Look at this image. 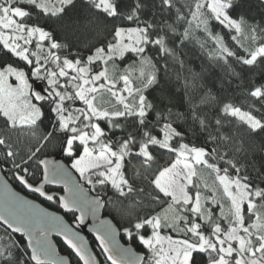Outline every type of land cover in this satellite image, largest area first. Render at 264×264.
<instances>
[{
	"label": "snow or ice",
	"instance_id": "snow-or-ice-1",
	"mask_svg": "<svg viewBox=\"0 0 264 264\" xmlns=\"http://www.w3.org/2000/svg\"><path fill=\"white\" fill-rule=\"evenodd\" d=\"M247 3L153 2L160 13L175 10L169 22L147 15L148 0H0V172L52 202L57 198L44 185L62 184L58 203L80 212V224L114 197L119 227L144 254L120 246L116 229L100 220L95 231L105 264H264V180L230 155L237 137L221 131L235 123L264 134V111L256 109L264 110V83L251 86L248 110L221 101L214 119L191 100L180 112L170 98L152 95L162 88L168 58H177L170 45L196 32L220 59L264 64V23L249 21ZM214 24L241 47L249 42L243 55ZM85 36L95 41L87 55L80 47ZM212 99L209 91L201 103ZM192 126L207 133L205 146L186 142ZM50 148L70 166L46 158ZM160 150L170 154L163 163ZM80 180L97 196L87 197ZM0 227L7 237H0V264H68L48 240L56 228L83 264H97L79 233L6 183ZM14 233L27 239L23 248Z\"/></svg>",
	"mask_w": 264,
	"mask_h": 264
},
{
	"label": "trees",
	"instance_id": "trees-1",
	"mask_svg": "<svg viewBox=\"0 0 264 264\" xmlns=\"http://www.w3.org/2000/svg\"><path fill=\"white\" fill-rule=\"evenodd\" d=\"M153 2L158 3V0H148L149 8L145 10L148 16H152L153 13H155L158 20L168 19L169 22H171V20L175 19V10H173L172 13H160L158 9L151 8ZM184 3H186V0H177V6L183 5ZM247 7L249 9L248 19L250 22L264 23V21L261 20L262 15H264V7H261V2L259 0H248ZM182 30L181 28V31ZM213 30L224 35L225 43H227L230 48L238 51L240 55L244 54V47L248 46V41H244V47H241L240 44L231 40L227 30L215 24L213 25ZM202 44L203 47H201ZM170 46L175 47L177 58L175 60L168 58L167 75L164 76L163 72L161 73L163 77L161 81L162 88L153 92L152 95L157 97L163 95L170 98L174 105L173 111L187 112L189 110V100H191L193 104L200 105L201 111L206 113L210 119H214V114L217 112L221 101L231 102L238 107H242L243 110H248L249 104L252 103L248 96L251 86H259L261 83H264V64L258 62L253 66H244L238 63L235 58H229L227 61L218 58L213 42L208 39L203 32H196L193 39L185 41L182 45L176 44ZM161 63H163V61H161ZM36 84L44 85L42 82H36ZM209 91L213 99L208 103H201V97L205 96ZM165 103H167V99ZM256 109L257 111H264L259 109V105H256ZM189 125H191V121H189L187 125H184V127H188ZM192 127L193 130L186 133V142H191L196 146H205L207 133L200 132L198 126ZM221 131L229 132L237 137L235 143L229 149L230 155H232L240 165L247 169L248 174L254 180H264V134H249L244 128L239 127V125L235 123L226 124L225 128L221 129ZM117 134L119 135V132ZM213 134H215V132ZM22 139L26 141V138L22 137ZM206 146L211 148L215 145L208 143ZM237 149H239V151H237ZM56 154H59L56 149L50 148L47 152V156ZM157 156L160 162L163 163L169 159L170 154L165 150H160ZM62 157L68 164L70 160L63 155ZM135 163L136 162L133 161V164ZM4 174L14 187L24 191L11 173ZM81 183L87 187L90 193L97 195L98 189L93 191L90 185L82 180ZM47 189L49 191L51 190V188ZM100 195L103 196V193ZM105 199L107 198L105 197ZM42 202L51 209L59 210L58 199L56 202ZM118 206L119 202L113 197V202L111 204L103 206V214L109 216L120 229V237L123 242L133 245L136 250L144 253V249L139 245L138 241H130L127 236L123 234L122 228L119 227L122 221L117 215L116 210ZM65 217L70 223H74L75 213H66ZM13 236L21 242L22 248L26 245L21 236ZM0 237L7 238L4 235L2 227H0ZM56 243L59 252L69 256L71 264H80L61 241L56 239ZM92 245L95 248L93 241ZM96 252L102 264L103 260L100 253L97 250ZM17 254L27 261V257L23 256L22 253L18 252Z\"/></svg>",
	"mask_w": 264,
	"mask_h": 264
},
{
	"label": "water",
	"instance_id": "water-1",
	"mask_svg": "<svg viewBox=\"0 0 264 264\" xmlns=\"http://www.w3.org/2000/svg\"><path fill=\"white\" fill-rule=\"evenodd\" d=\"M261 2V0H259ZM40 89L44 88V85H38ZM46 158L53 160V161H59L60 163L64 164L65 166H69L64 160L62 155L56 154V155H51V156H46ZM73 175L76 179H79L78 175L75 174L73 172ZM80 184L83 186V190L84 193L87 195V197L89 198H94L97 195H94L92 193H90V191L87 189V187L81 183V181H79ZM6 183L8 185V187L15 193H17L18 195L24 197L27 200H31L34 203H36L37 205H39L40 208L47 210L49 213L54 214L55 216H59L62 218L63 223L65 225H67L69 228H71L74 232L79 233V236L83 239V243L87 246V250L96 258L97 260V264H101V259L99 258V256L97 255V251H99L101 258L103 261H106V254L103 253L101 247L99 246V241L96 239V231L95 229L99 226V222L100 220H107L111 223L112 227H114L116 229V242L124 247V248H128L131 247L133 249V251L137 254L143 255L144 253L142 251H138L135 249V247L129 243H125L121 240L120 237V229L117 227V225L113 222V220L103 214V207H101L98 211V213L96 214V216L94 217L92 214H88L85 217V221L83 224H80L77 220L76 217H78L80 215V212L75 211L73 213H75V221L74 223H70L66 217L65 214L66 213H71L70 211L65 210L64 208H62L59 203V210H54L51 209L49 207H47L45 204H43L42 201H47L45 200L43 197H39L38 194H33L31 193L28 189L24 188L22 185L19 184V182L17 181V183L22 187V190L17 189L16 187H14V185L6 178L5 174L3 172H0V190H2V185ZM45 189L47 188H51L50 193L54 194L56 196V198L58 199V197L60 195H65L64 191H63V185L59 184V185H54V184H45L44 185ZM10 231V230H9ZM13 235L16 236H21L22 234L20 233H14ZM56 239H58L59 241H61V243L72 253V255L79 261L80 264H83L82 261L79 260V257L76 256L75 252L67 245V243L64 240V236L59 234V229L56 228L54 230H52L48 236V240L50 241L51 247L55 250V255L57 258H62L65 261L68 262V264H71L70 258L67 254L64 253H60L57 247V243H56ZM23 240L25 241V243L27 244V239L23 238ZM94 242L95 248L92 245V241ZM29 253L31 252L30 249H28ZM108 264H110V262H108Z\"/></svg>",
	"mask_w": 264,
	"mask_h": 264
},
{
	"label": "rangeland",
	"instance_id": "rangeland-1",
	"mask_svg": "<svg viewBox=\"0 0 264 264\" xmlns=\"http://www.w3.org/2000/svg\"><path fill=\"white\" fill-rule=\"evenodd\" d=\"M81 39H82V41H84V43H82L81 46H80L81 47V50H83L84 51V54L87 55L88 53L86 52V48L88 46V43L95 42V41L93 40L92 37H88V36L82 37ZM68 165L70 166V161H69ZM102 262H103L102 264H105V261H102Z\"/></svg>",
	"mask_w": 264,
	"mask_h": 264
}]
</instances>
